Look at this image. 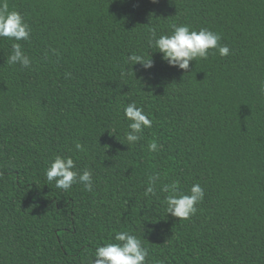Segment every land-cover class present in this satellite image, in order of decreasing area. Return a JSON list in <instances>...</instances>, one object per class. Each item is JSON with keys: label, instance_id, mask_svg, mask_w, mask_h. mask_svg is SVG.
I'll use <instances>...</instances> for the list:
<instances>
[{"label": "trees", "instance_id": "obj_1", "mask_svg": "<svg viewBox=\"0 0 264 264\" xmlns=\"http://www.w3.org/2000/svg\"><path fill=\"white\" fill-rule=\"evenodd\" d=\"M6 2L31 26L32 64L9 65L0 39V264H89L117 230L144 240L149 264H264V0ZM149 21L208 28L231 52L170 66L147 47ZM130 53L153 67H130ZM132 101L153 126L129 147ZM57 154L93 170L91 192L46 180ZM173 180L204 188L188 220L166 212L159 186Z\"/></svg>", "mask_w": 264, "mask_h": 264}, {"label": "clouds", "instance_id": "obj_2", "mask_svg": "<svg viewBox=\"0 0 264 264\" xmlns=\"http://www.w3.org/2000/svg\"><path fill=\"white\" fill-rule=\"evenodd\" d=\"M147 47L162 54V59L170 66L178 67L187 71L190 62L197 59L207 60L212 54L210 50H216L221 57H226L231 50L226 44H222V36L208 28L194 29L189 24H172L171 31H160L151 21L147 24ZM31 26L24 16L16 11L10 10L6 0H0V39L7 38L12 41L11 54L7 58L9 65L20 64L28 68L32 64L30 57L25 54L20 41L28 42L31 37ZM141 64L145 69L153 67V61L143 54L130 53L127 56L126 64L130 67ZM126 68L122 75H128ZM264 92V87H261ZM123 115L127 123L124 133L125 140L129 147L135 146L144 138V130L151 129L153 119L151 114L145 112L142 106H137L135 101L128 103L123 108ZM160 145L156 140L147 144L150 153L158 152ZM77 152L86 151L85 146L75 142ZM46 180L55 183V187L68 191L76 184H82L84 189L93 190V170L91 168L80 169L76 160L71 155L57 154L47 162L45 170ZM161 175L156 173L150 177L149 183L144 191V196H155L157 183ZM159 191L166 194L164 203L167 214L179 220H188L194 216L205 196L204 188L195 183L184 192L180 188V181L173 180L171 183H164L159 186ZM151 252L144 240L132 231L114 232L113 237L103 244L98 245L93 252L89 264H149ZM163 264V261L159 262Z\"/></svg>", "mask_w": 264, "mask_h": 264}]
</instances>
